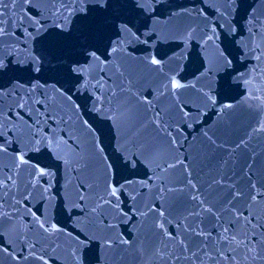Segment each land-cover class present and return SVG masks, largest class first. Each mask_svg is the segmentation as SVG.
Segmentation results:
<instances>
[{
  "label": "water",
  "instance_id": "water-1",
  "mask_svg": "<svg viewBox=\"0 0 264 264\" xmlns=\"http://www.w3.org/2000/svg\"><path fill=\"white\" fill-rule=\"evenodd\" d=\"M0 3V264H162L164 231L198 251L229 201L264 222V0H88L66 20L61 0Z\"/></svg>",
  "mask_w": 264,
  "mask_h": 264
},
{
  "label": "snow or ice",
  "instance_id": "snow-or-ice-1",
  "mask_svg": "<svg viewBox=\"0 0 264 264\" xmlns=\"http://www.w3.org/2000/svg\"><path fill=\"white\" fill-rule=\"evenodd\" d=\"M9 2L15 4L16 0H9ZM23 4L30 5L32 0H20ZM71 2L73 4L72 8H68L66 4ZM113 2V0H104L105 5H109ZM61 3L65 6L56 9L55 15L59 17H63L65 20V13L68 16H71L75 12L84 13L87 15V9L85 8H77L75 5L77 4H87L88 0H61ZM100 7L104 5H98ZM6 6L0 3V39L5 36H9L11 33L7 25L11 24L12 21H4V8ZM22 23V21H21ZM39 21L33 20V24H38ZM62 31L64 30V23L61 21H57L56 24ZM42 27V25H41ZM40 27L36 28L37 32H40ZM31 35V34H30ZM115 51V49H113ZM93 57L96 56L95 52L92 53ZM98 59V57H97ZM257 59L259 60L260 57L258 56ZM38 58H33L32 65L35 71H39V67L37 66ZM153 64H159V61L155 58L152 59ZM6 65L2 59H0V71L5 69ZM72 71L79 74V68H73ZM87 87V84H85ZM173 87H180V85L176 82H173ZM94 89L101 90V97L97 98V102L100 104V107L97 108V112L104 113L105 115L111 111V104L116 100L118 93L110 88H106V85L101 81H97L95 85H93ZM13 91H15V86H13ZM108 92H111V98L108 100L109 108H104V99L102 98ZM5 95L3 88H0V104L3 102V96ZM7 95L11 96L12 93L9 92ZM28 98L25 99L24 96H20L19 93L16 94V98L13 101V104L10 105L11 107H15L17 110V114L19 115L21 110L30 107L32 103L31 94H25ZM36 104H40V100L35 101ZM95 107V105H94ZM0 112H2V108H0ZM11 112L9 113V116ZM23 118V117H21ZM114 118V117H113ZM6 125L0 123V139H3V127ZM37 127H39V123H37ZM43 138H41L42 140ZM55 137L50 141V143H55ZM175 141H173L174 143ZM6 150V145L0 143V153ZM140 155L145 156V159L149 157L145 154L150 152V148L148 146H143L140 148ZM18 159L23 162V156L18 157ZM126 164H135L139 163L138 157L133 154L132 157L125 161ZM182 162V161H181ZM175 165L172 163L165 162V168H172ZM43 174V172H41ZM9 184L12 187H16V181L12 176H8L5 180L4 178L0 177V219H2L5 215H10L5 213L3 209V199L5 196H13L12 188L9 187ZM253 190H255V185L252 186ZM118 189L113 186L112 190L109 193V196H116ZM21 195H23L21 193ZM241 193L236 191L233 194V199L239 198ZM249 196L253 202L257 201L258 197L264 196V193L261 192H250ZM81 199H85L84 196H81ZM21 201L16 200L13 207L16 204H19ZM105 203H110V200L104 201ZM203 203V202H201ZM234 205L231 201L228 202V206L225 207L224 212L221 213L219 216L216 217L217 224L216 228L213 229L215 236L213 238V233L205 234L203 229L200 231H195L194 235L202 237V245L199 247L198 251H192L187 244H185L183 239H178L177 236L179 234H173L168 231L163 232L164 240L162 241L163 246H158L153 250V255L158 257L162 264H169V261H172L173 258L175 260H179L180 256L183 255L185 261H190L191 264H264V222L255 220V217L251 212H241L240 210H235L233 213ZM95 211V209H94ZM207 211L211 212L212 209H207ZM225 214L232 216L231 219L227 221L224 219ZM161 215H163L161 213ZM198 215V213H197ZM255 220V223H254ZM40 227L44 229V231H49L44 224H41ZM54 227V226H53ZM159 227L163 228V225ZM219 229V230H217ZM169 244L172 245V248H169ZM106 246L111 247V241L106 242ZM180 253V255H177ZM191 253V255H188ZM42 259V257H41Z\"/></svg>",
  "mask_w": 264,
  "mask_h": 264
}]
</instances>
